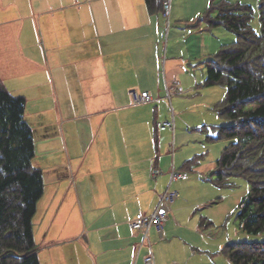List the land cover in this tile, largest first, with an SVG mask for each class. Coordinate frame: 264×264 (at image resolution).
<instances>
[{
    "label": "crops",
    "instance_id": "obj_1",
    "mask_svg": "<svg viewBox=\"0 0 264 264\" xmlns=\"http://www.w3.org/2000/svg\"><path fill=\"white\" fill-rule=\"evenodd\" d=\"M209 1L174 0L166 19L150 16L144 0H0V78L25 99L27 117L40 121L36 127L79 141L74 167L80 188L71 181L72 198L54 188L58 204L44 205L38 216L40 264H145L149 249L129 225L137 214L154 211L169 184L167 175L150 181V171L192 168H184L190 160L178 170L156 159L150 165L143 142L158 128L165 102L182 115V94L205 80L203 70L200 80L196 76L200 64L229 44L223 31L190 27ZM130 91L146 92L151 101L134 104ZM187 201L179 194L163 230H149L154 264H209L175 235L185 228L187 211L202 205L195 197ZM70 230L73 236L66 235ZM173 239L181 255L170 257Z\"/></svg>",
    "mask_w": 264,
    "mask_h": 264
},
{
    "label": "trees",
    "instance_id": "obj_2",
    "mask_svg": "<svg viewBox=\"0 0 264 264\" xmlns=\"http://www.w3.org/2000/svg\"><path fill=\"white\" fill-rule=\"evenodd\" d=\"M150 16L163 13L164 0H144ZM259 32L250 25L249 5L210 0L190 25L198 32L222 27L235 40L204 62L205 87L225 85L219 115L229 121L211 127L206 140L228 141L211 173L217 186L231 177L250 189L238 204L236 220L243 232L264 235V0H259ZM26 101L13 96L0 78V264H40L32 219L44 193L43 173L35 156L31 127L24 119ZM195 158L186 162L190 169ZM230 264H264V242H232L223 248Z\"/></svg>",
    "mask_w": 264,
    "mask_h": 264
},
{
    "label": "rangeland",
    "instance_id": "obj_3",
    "mask_svg": "<svg viewBox=\"0 0 264 264\" xmlns=\"http://www.w3.org/2000/svg\"><path fill=\"white\" fill-rule=\"evenodd\" d=\"M228 1L249 5L253 10V18L250 25L256 32H259V0ZM204 11L205 10H203L202 13ZM216 30L225 33L226 36H222L224 39L223 43H231L235 40V35L222 27H217L205 32L213 33V31L216 32ZM218 50H216L215 53ZM200 70L204 71L205 79L206 68L202 63L200 64L199 70H197L198 72H196V76H198L199 80ZM0 72L3 77L4 69L1 59ZM198 84L199 85L189 93L182 94L183 97L187 96L183 98L184 100L182 99L185 109L180 111L183 112L180 117H178V110L175 104L173 103L174 105L172 108L167 101L165 102L164 116L159 115L157 118V123L165 122V118L170 121L172 109L175 123L173 135L169 130L158 127L156 130L150 131L147 143L146 139H144L143 143H145L147 152H149L148 160L150 165H152L151 163L156 159V161L167 166V168H171L173 164L175 170H178L184 161L195 158L196 163L192 167V170L186 172L187 181L184 183H175L172 188L176 187L178 193L182 194V198L186 199V201L188 200L187 202L195 197L202 202V205L187 211L183 220L185 228H181V231L175 233V235L182 237L186 244H188L189 249L193 247L196 254L203 259H207L209 264H230L223 254V248L227 244L232 242H264V235H251L243 232L239 226V222L236 220L238 204L250 189L248 182L243 178L231 177L227 185L217 186L211 181V173L215 161L219 158L220 153L228 144V141L220 140L209 142L206 140V136L207 134L212 135L211 126H225L229 123L228 120L219 115L217 108L218 103L226 96V87L221 84L205 87L201 81ZM4 85L6 87L5 81ZM9 86L13 85L9 83ZM190 104L194 106L191 107ZM28 110H30V105H28ZM28 115L29 114L24 115V119L29 126L33 128L31 129L33 132L35 156L32 160V164L42 171L44 183V195L39 200L40 202H38L37 215H34L36 217L32 219V223H34L35 226L36 248H38L37 251H39L43 234L41 235V232L38 231V229H40L38 225V216L40 212H43L42 207L44 205H48L44 208L48 209L50 203L55 204V206L58 204V199H55L54 202L52 200L54 188L60 190L62 194L67 193L68 198H72L73 192L69 190V186L71 181V185L74 186L75 182L73 183V180H77V175L75 173L76 167H74L77 159L75 158L76 155L74 150L78 149L77 146L79 145V141L78 138H75L71 143L67 135L64 138L59 135H52L50 134L52 131L51 127L48 128L50 129L49 131L39 129V127H36L35 123L39 125L40 121L36 118L30 119V117H27ZM47 133H49V137H47ZM142 138H144V136H142ZM154 147L156 148V155ZM159 168L160 170H158V172L160 171L162 174H160L157 179L165 175L169 178V171L164 170V168L161 169V167ZM72 170L75 173L73 176L70 173ZM153 170L154 169H152L150 173ZM149 177L151 179L150 181H155L150 174ZM81 182L82 180L76 181L78 188H80ZM73 186H71L72 190H74ZM60 196H58V198ZM68 202L69 205L73 203L70 199L66 200V203ZM66 209H68V207ZM54 210L55 209H53V212ZM66 212L70 213L69 211ZM59 214H61V212ZM78 218L81 219V217ZM194 224L196 225L193 229ZM79 226L81 227V224H79ZM81 229L83 228L81 227ZM192 230H195L196 235H193ZM66 235L73 236L72 230L66 233ZM49 237L57 239L58 234L50 233ZM173 242L174 239L170 241V244ZM173 244L172 250H167L166 255L170 257L181 255L180 253L176 254V243ZM154 250L155 248L153 247L152 252Z\"/></svg>",
    "mask_w": 264,
    "mask_h": 264
},
{
    "label": "built area",
    "instance_id": "obj_4",
    "mask_svg": "<svg viewBox=\"0 0 264 264\" xmlns=\"http://www.w3.org/2000/svg\"><path fill=\"white\" fill-rule=\"evenodd\" d=\"M172 1L174 0H164L163 16L166 19H168L169 17V11ZM129 95L134 104H145L151 101L150 96L146 92L137 93L136 91H130ZM158 127L173 130L174 121L172 119L171 121H165L163 123H159ZM159 175L160 172H158L155 169L151 172V176L153 177V179L157 178ZM186 179H187L186 173L177 172L171 169L169 172L168 187L161 195L154 211L150 214L139 213L130 222L129 225L130 228L141 234L142 237L141 244L146 245L149 249V254L145 258V264H154V258L148 240L149 230L151 228H155L159 232L163 230V227L165 226L168 220V215L171 211V207L179 198V193L175 189L171 188V185L179 180H186Z\"/></svg>",
    "mask_w": 264,
    "mask_h": 264
}]
</instances>
